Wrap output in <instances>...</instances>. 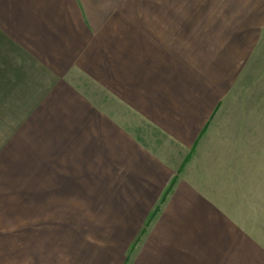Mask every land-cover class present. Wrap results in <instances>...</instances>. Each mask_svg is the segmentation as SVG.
I'll return each mask as SVG.
<instances>
[{"label":"crops","instance_id":"1","mask_svg":"<svg viewBox=\"0 0 264 264\" xmlns=\"http://www.w3.org/2000/svg\"><path fill=\"white\" fill-rule=\"evenodd\" d=\"M263 74L264 0H0V132L100 191L106 221L154 216L114 264H264V105L214 124Z\"/></svg>","mask_w":264,"mask_h":264},{"label":"rangeland","instance_id":"2","mask_svg":"<svg viewBox=\"0 0 264 264\" xmlns=\"http://www.w3.org/2000/svg\"><path fill=\"white\" fill-rule=\"evenodd\" d=\"M240 82L241 80L237 82L236 87ZM245 82H251L254 87H247ZM229 103H235L238 108L230 112V106L227 107ZM252 104L264 105V76L244 81L235 96L231 92L221 105L214 124L230 131L233 126L228 127V119L246 120L247 113L250 114L248 108ZM23 113L25 115L29 111ZM125 115L128 116L126 122L128 119L130 121V118L131 121L139 120L129 109ZM11 131L12 134H9ZM17 131L16 127H7L0 132L3 139L17 137L13 144L18 148L23 146L24 152L23 157H20L21 152L16 153L17 157H12L11 152L4 149L6 144L0 143L2 151L9 155L0 159V264H77L78 259H82L81 264H86L92 257L96 264H111L112 260L114 264L118 257L115 255L118 247L124 248L122 253L126 254L131 246L143 245L142 240L150 230L153 214L137 226L136 223L129 224L130 230L125 229V224L106 221L109 216H102L101 210H107L109 207L99 206V200L94 197L95 194H100V191L95 193L89 188L86 190L89 186L81 184V179L78 178L80 176L77 175L61 174L52 177L46 174L40 168V158H37L35 153L25 151V145L19 141L22 130L16 135ZM250 144L253 155H264V139L258 142L254 138ZM11 145L12 143L7 144ZM255 162L258 161L254 160L256 166ZM258 166L264 174L263 157ZM203 170L211 172V168ZM261 178H264V175ZM260 182L264 183V180ZM71 184L75 187L74 190L69 188ZM59 192L56 203L50 204ZM27 199H30L29 206L25 207L24 200ZM259 199L260 202L264 201L263 198ZM25 216L41 222L33 221L31 225L26 222Z\"/></svg>","mask_w":264,"mask_h":264}]
</instances>
